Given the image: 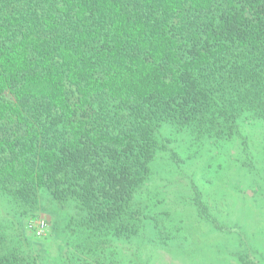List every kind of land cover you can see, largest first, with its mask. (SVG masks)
<instances>
[{"label": "trees", "instance_id": "1", "mask_svg": "<svg viewBox=\"0 0 264 264\" xmlns=\"http://www.w3.org/2000/svg\"><path fill=\"white\" fill-rule=\"evenodd\" d=\"M263 119L264 0H0V191L23 212L46 191L73 208L82 264L121 262L116 242L181 243L172 226L185 219L152 215L144 196L172 149L165 129L237 137L248 154L243 122ZM193 186L180 201L227 233ZM235 246L234 262L264 264L254 244ZM38 257L0 232V264Z\"/></svg>", "mask_w": 264, "mask_h": 264}, {"label": "rangeland", "instance_id": "2", "mask_svg": "<svg viewBox=\"0 0 264 264\" xmlns=\"http://www.w3.org/2000/svg\"><path fill=\"white\" fill-rule=\"evenodd\" d=\"M164 133L170 136L172 149L158 154L153 164L155 177L146 186L144 196L152 198V215L168 209L177 211L179 220L185 219L172 226L174 231L180 230L176 234L182 236L181 243L165 247L146 244L141 253L138 240L116 242L126 255L117 264H228L230 254L231 263L238 264L233 260V245L242 246L241 242L242 247L254 244L264 256V119L243 122L248 154L243 140L237 137L200 142L173 128ZM193 184L228 226L227 233L202 221L193 205L180 201L181 196L188 201L196 195ZM160 191L167 198L162 207ZM41 197L39 209L23 212L0 191V232L12 247L38 254L40 264H82L85 254L77 246L87 243L86 234L78 227L71 234L73 208L61 206L47 191ZM176 199L180 208L171 206ZM153 200L158 204L154 205ZM45 220L48 226L42 228L40 223Z\"/></svg>", "mask_w": 264, "mask_h": 264}, {"label": "built area", "instance_id": "3", "mask_svg": "<svg viewBox=\"0 0 264 264\" xmlns=\"http://www.w3.org/2000/svg\"><path fill=\"white\" fill-rule=\"evenodd\" d=\"M40 225H41V227L43 228V227H45L46 223H45L44 221H42V222L40 223ZM38 233L40 234L41 232H38Z\"/></svg>", "mask_w": 264, "mask_h": 264}]
</instances>
